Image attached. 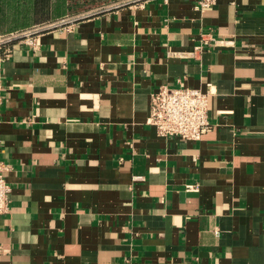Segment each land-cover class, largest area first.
Here are the masks:
<instances>
[{
	"label": "crops",
	"instance_id": "crops-1",
	"mask_svg": "<svg viewBox=\"0 0 264 264\" xmlns=\"http://www.w3.org/2000/svg\"><path fill=\"white\" fill-rule=\"evenodd\" d=\"M196 2L123 0L0 48V264H264V0ZM42 18L0 0V32ZM205 31L223 42L189 55ZM181 77L210 91L198 140L146 123Z\"/></svg>",
	"mask_w": 264,
	"mask_h": 264
},
{
	"label": "built area",
	"instance_id": "built-area-1",
	"mask_svg": "<svg viewBox=\"0 0 264 264\" xmlns=\"http://www.w3.org/2000/svg\"><path fill=\"white\" fill-rule=\"evenodd\" d=\"M215 3V0H197L196 8L203 10ZM66 19L43 22L36 24L30 29L8 35H0V48L7 46L13 41L21 42L28 46L38 44L40 32L64 25ZM214 44L223 41L214 39L209 31L202 32L197 44L193 47L189 55L194 56L201 52L210 41ZM9 53V48L4 49V54ZM183 77L177 78L176 86L160 84L149 96V110L146 123L155 128L156 134L163 138L177 137L181 140H198L202 134L208 130L210 123L208 120V98L210 91L192 88L183 83ZM7 166L0 162V215L8 211V197L10 185L7 182L4 171ZM189 190H196L197 185L186 186Z\"/></svg>",
	"mask_w": 264,
	"mask_h": 264
},
{
	"label": "trees",
	"instance_id": "trees-1",
	"mask_svg": "<svg viewBox=\"0 0 264 264\" xmlns=\"http://www.w3.org/2000/svg\"><path fill=\"white\" fill-rule=\"evenodd\" d=\"M105 1L108 0H32V8L34 12L39 11L42 14H47L46 19H48V21H51L54 20L53 18H56L58 16L86 10ZM46 19H32L31 23L34 21L38 23V21H43ZM21 28L24 27L11 28L9 31Z\"/></svg>",
	"mask_w": 264,
	"mask_h": 264
},
{
	"label": "rangeland",
	"instance_id": "rangeland-1",
	"mask_svg": "<svg viewBox=\"0 0 264 264\" xmlns=\"http://www.w3.org/2000/svg\"><path fill=\"white\" fill-rule=\"evenodd\" d=\"M121 1H123V0H108V1H105V2H103V3H101V4L97 5V6H94V7L95 8L96 7L103 8V7H106L109 4L119 3ZM94 7H92V8H94ZM89 9H91V8H89ZM89 9L82 10V11H79V12H76V13H71V14L70 13H67V14L62 15L61 17L56 18V19L51 20V21H55V20H59V19H66L67 22L65 24L71 23L72 21H74L75 19H77V16L81 15L82 13L89 12L88 11ZM47 22H49V21H47ZM35 25L33 24V25H30V26H27V27H24V28H21V29H15V30H11V31H5V32H2V33L0 32V35H8V34H11V33L20 32V31H23V30L30 29V28H32Z\"/></svg>",
	"mask_w": 264,
	"mask_h": 264
}]
</instances>
